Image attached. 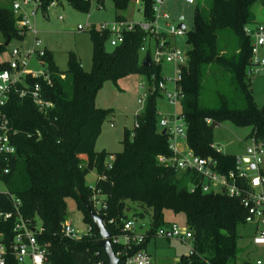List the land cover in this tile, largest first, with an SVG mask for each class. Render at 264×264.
I'll return each instance as SVG.
<instances>
[{
	"label": "trees",
	"instance_id": "trees-1",
	"mask_svg": "<svg viewBox=\"0 0 264 264\" xmlns=\"http://www.w3.org/2000/svg\"><path fill=\"white\" fill-rule=\"evenodd\" d=\"M13 1L0 0V32L5 37V42H0V56L8 51L5 44L8 39L10 43L14 37H23L29 29L15 14ZM41 1L38 10L45 16L52 2L59 5L63 2ZM66 1L77 10L89 12L94 2L102 7L106 0ZM111 1L116 21H127L124 12L133 0ZM155 1L138 0L142 5V21L155 19ZM257 1L196 0L194 26L186 30L188 62L178 81L182 96L180 116L186 124L188 147L197 155L214 158L221 172L235 169L237 155L217 149L219 145L211 129L214 121L250 127L249 137L260 141L264 148V107L255 101L252 89L255 78L247 75L253 36L246 28H250L251 7ZM254 25L251 32L264 26V21ZM89 33L93 46L89 70L84 69L72 51L68 54L67 69L61 70L53 52L46 49L39 58L47 64L45 71L51 83L43 76L28 73L24 82L19 81L13 88L3 107L11 140L17 148L16 155L8 159L0 155V180L8 187L7 192H0V212L13 215L0 220L4 242L9 244L13 240L17 216L21 214L40 222L43 231L39 240L48 249V264H108L103 248L98 245L99 234L81 199L82 196L94 209L91 197L97 194L105 196L106 208L100 213L106 216L105 225L115 253L124 249L114 238L123 233L127 220H135L136 232L146 234L145 242L136 245L131 250L134 252L147 249L152 238L160 237L158 231L174 222L166 220L165 211L171 210L185 214L186 225L194 236L195 252L183 256L181 264H237L239 229L248 224L247 209L240 198L204 192L195 173L159 161L162 155H172L169 134H164L160 126L163 116L158 108L160 90L153 91L150 87L147 90L144 109L135 115L134 127L123 129L119 152L96 149L103 123L115 114L113 109L98 107L96 103L104 83L117 82L126 74H141L147 84L153 85L163 78V73L162 63L151 61L149 66L144 65L146 55L151 54L153 38L139 23L126 31L124 41L112 50L106 48L109 30L91 25ZM147 37L149 48L142 56L141 47ZM7 67L9 62L0 59V71ZM37 82L41 84L42 96L53 103L47 111H41L31 95H20L26 84L33 86ZM211 90L214 101L207 97ZM112 155L114 159L109 160ZM5 168H9L8 173ZM94 170L98 179L90 185L86 178ZM192 186L196 187L194 191ZM70 199L91 228L79 239L65 237L61 231L63 222L69 219ZM147 215L151 218L150 229L142 231L137 218ZM6 264L19 262L8 253Z\"/></svg>",
	"mask_w": 264,
	"mask_h": 264
},
{
	"label": "built area",
	"instance_id": "built-area-1",
	"mask_svg": "<svg viewBox=\"0 0 264 264\" xmlns=\"http://www.w3.org/2000/svg\"><path fill=\"white\" fill-rule=\"evenodd\" d=\"M188 3H196V0H186ZM41 0H14L13 7L15 14L21 17V23L25 27L32 29L36 39L33 47L28 52H23L19 48L12 50V58L9 62V67L0 71V155L6 159L15 156L17 148L13 144L10 137L9 120L3 112V107L7 103L10 93L13 88H16L19 81L24 82V77L31 73L34 77L43 76L44 80L51 83L49 74L46 71L32 72L27 69V58L30 55H42L44 51L39 50L42 43L37 37V31L32 24L31 18L27 15V10H32L35 14L41 5ZM166 0H156L154 5L155 19L152 21L139 22L141 28L149 33L153 38L150 42L152 51L150 54L151 61L155 64L166 62L172 65L173 77H165L161 80L153 82V85L142 84L146 86V92L139 103L143 104L146 101L150 88L160 90L165 101L172 106L174 112L172 114H163L160 119V126L169 134L171 156L162 155L159 161L162 164L175 167L178 170L191 171L201 179V188L204 192H222L233 198H240L241 204L247 209L248 224H253L256 227L252 242L255 246L264 249V173L261 169L263 162L262 155L264 148L260 141L252 138V143L247 145L245 155H237V164L235 169L228 172H221L217 169L218 163L212 157H203L195 154L187 144L186 124L183 117L180 116V107L182 96L180 94V86L178 81L182 76V68L188 62L187 51L177 48L176 38L186 36V29L180 25L171 23L170 14L164 9ZM58 5L57 1L50 4L51 6ZM62 18V17H60ZM136 23L129 21H115L111 26L101 24L98 26L101 30H109V43L112 47H116L124 41L126 31L132 30ZM80 30L85 27L78 26ZM248 33L253 36L252 43V58L251 65L247 69V75L256 78L264 72V26H260L254 32L250 28H246ZM149 39L141 47V51L147 54ZM148 55V54H147ZM146 55V56H147ZM155 76H153V79ZM168 83L172 86L169 87ZM150 87V88H149ZM21 96L31 95L35 104L41 111H47L53 106V103L47 101L42 96V87L40 83H35L33 86H28L22 89ZM210 122V121H209ZM222 150L221 146L217 147ZM114 156H110L109 160H113ZM254 165V168L251 167ZM257 170V174L252 172ZM9 172V168H5V173ZM245 180L247 182H240ZM195 186L191 187V191L195 190ZM92 189H94L92 187ZM95 190V189H94ZM104 197L93 194L91 199L94 205V210L100 213L103 208H106ZM19 213V212H18ZM11 213L0 212V220H8L12 218ZM80 232L73 224V221L67 219L61 226V231L65 237L79 239L87 234ZM43 228L40 222H35L33 219L24 218L18 214L15 223L13 240L7 244L4 242V235L0 233V264H6V255L13 254L19 264H48V249L40 240ZM128 232H135L130 234ZM176 238L189 246L187 256L195 252L194 236L188 226L183 227L177 222H172L168 228H161L158 231L160 237L167 236ZM146 240L144 232H136V222L133 219L127 220L124 224L123 233L114 238V242L122 244L123 250H120L116 255L120 258V264H153L152 255L147 249H139L131 252L136 245L143 244ZM130 250V251H129ZM179 264L180 261H179ZM253 264H264V255L256 258Z\"/></svg>",
	"mask_w": 264,
	"mask_h": 264
},
{
	"label": "rangeland",
	"instance_id": "rangeland-1",
	"mask_svg": "<svg viewBox=\"0 0 264 264\" xmlns=\"http://www.w3.org/2000/svg\"><path fill=\"white\" fill-rule=\"evenodd\" d=\"M196 3H188L186 0H166L164 9L170 14V21L173 24H184L186 30H191L194 26ZM27 15L31 18L32 24L35 27L37 37L41 40L39 50H50L54 54V60L61 70L67 69L68 54L74 52L81 60L85 70H89L92 64V41L90 38L91 25L96 27L101 24L111 26L116 21V11L114 3L111 0H106L102 7H99L96 2L93 3L89 12H84L72 7L66 0H63L61 5L51 6L48 9L47 16L42 10H38L32 14V10H27ZM127 21L139 23L143 20L142 5L138 0H133L128 10L124 12ZM62 17V18H60ZM181 17L182 20L180 19ZM264 21V3L257 1L251 7V23L250 28H253L257 23ZM78 26L85 27L80 30ZM36 36L32 29H27L23 37H14L8 44V51L0 56L1 60L10 62L11 52L15 48L21 49L23 52H28L34 45ZM0 42H5L4 35L0 32ZM177 48L187 51L186 36L179 37L175 40ZM108 50L113 47L110 43L106 44ZM142 56L145 54L142 52ZM27 69L32 72H42L47 68V64L43 62L37 54L30 55L27 58ZM172 65L162 62V73L165 77H173ZM147 80L141 74H126L121 76L117 82L106 81L100 89L96 103L98 106L106 109H113L115 114L109 116L103 123L102 132L99 135L96 147L107 149L112 152H119L122 149L123 129L124 127L133 128L135 124V115L144 109V103H139L146 92ZM171 87L172 84L168 83ZM213 84L212 87H214ZM252 89L255 101L259 107H264V72L252 80ZM207 97L210 101L215 100V94L211 90ZM160 115L172 114L173 107L164 103L161 99L158 101ZM114 121V123H113ZM252 129L250 127H239L230 121L221 123L219 128L214 130L215 142L222 146L223 150L234 153L240 151L245 146L252 143V138L249 137ZM263 162L261 167L264 173V154L262 155ZM253 174L258 171L254 170ZM98 179L96 170L90 172L86 178L87 183L93 185ZM6 183L0 180V192H7ZM69 219L80 232H87L90 225L85 221L84 214L76 206L73 199L68 200ZM132 214V211H129ZM166 220L175 221L183 227L186 225V216L184 213L175 214L171 210L165 211ZM137 224L142 231L150 229L151 218L147 215L144 218L138 217ZM251 226L245 225L239 229L241 236L238 238V246L243 248L248 242L247 235L253 233ZM189 246L176 238L155 237L149 243V252L152 254L153 264H179L181 258L189 253Z\"/></svg>",
	"mask_w": 264,
	"mask_h": 264
},
{
	"label": "water",
	"instance_id": "water-1",
	"mask_svg": "<svg viewBox=\"0 0 264 264\" xmlns=\"http://www.w3.org/2000/svg\"><path fill=\"white\" fill-rule=\"evenodd\" d=\"M181 26L184 27V24H181ZM5 44L6 45L9 44V39ZM150 63H151V58L149 55H147L144 59V65L149 66ZM220 125L221 124L219 122L214 121L211 124V129L215 130L216 128H219ZM163 133L165 134L166 131L164 130ZM251 167L254 168V165L251 164ZM81 199L83 201V204L88 214L90 215V218L93 221V225H94L96 232L99 234L100 240L98 242V245L103 248L108 264H120V258L116 255L113 249L111 237L105 225L106 216L104 214H101L95 211L92 208V206L82 196H81ZM167 235H170V233H168Z\"/></svg>",
	"mask_w": 264,
	"mask_h": 264
},
{
	"label": "crops",
	"instance_id": "crops-1",
	"mask_svg": "<svg viewBox=\"0 0 264 264\" xmlns=\"http://www.w3.org/2000/svg\"><path fill=\"white\" fill-rule=\"evenodd\" d=\"M59 5V4H58ZM61 5V4H60ZM161 100L164 102V103H167L166 101H165V99L163 98V97H161ZM167 105H169L168 103H167ZM170 106V105H169ZM98 107H100V106H98ZM172 107V106H171ZM162 115V114H161ZM113 123H114V121H113ZM126 127V126H125ZM222 147V146H221ZM96 149L98 150V151H100V150H106V151H108V152H112V151H109V150H107L106 148L105 149H103V148H98V147H96ZM223 149V148H222ZM243 149H245V146L242 148V149H240V151H236V152H234V154H236V155H243L244 153H245V150H243ZM225 151V150H224ZM225 152H228V151H225ZM112 153H115V152H112ZM262 171H263V169H262ZM175 222V221H174ZM248 226L250 225L251 227V229H252V231H253V233H251V235H247V237L249 238V242L243 247V248H241L239 251H240V253H239V257H238V262H237V264H253V262H254V260L256 259V258H259V257H262L263 255H264V249L262 248V247H258V246H255L254 244H253V242H252V238H253V236H254V234H255V231H256V226L255 225H253V224H247ZM150 243V242H149ZM149 243H148V245H147V250L149 251ZM240 248V247H239ZM150 253V252H149ZM152 255V254H151Z\"/></svg>",
	"mask_w": 264,
	"mask_h": 264
}]
</instances>
